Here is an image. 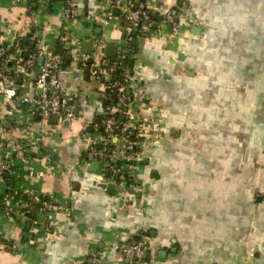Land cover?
I'll list each match as a JSON object with an SVG mask.
<instances>
[{"label":"crops","instance_id":"0c3cea01","mask_svg":"<svg viewBox=\"0 0 264 264\" xmlns=\"http://www.w3.org/2000/svg\"><path fill=\"white\" fill-rule=\"evenodd\" d=\"M64 2L0 0V41L18 48L27 36L43 53L58 48L57 63L66 60L58 84L80 97L72 118L44 122L30 103L0 98V149L35 144L31 156L12 159L0 195L56 193L69 206L34 241L26 220L0 209V264H88L93 252L100 264H264V0H144L157 16L146 35L120 22L123 0H76L73 15ZM160 3L174 12L175 31ZM127 41L132 110L158 127L134 162L120 158L140 184L122 198L83 157L100 102L79 58L109 60ZM24 86L40 92L31 77ZM137 230L146 249L126 259L113 244Z\"/></svg>","mask_w":264,"mask_h":264},{"label":"built area","instance_id":"2783aa9c","mask_svg":"<svg viewBox=\"0 0 264 264\" xmlns=\"http://www.w3.org/2000/svg\"><path fill=\"white\" fill-rule=\"evenodd\" d=\"M63 12L67 15L75 13L76 0H64ZM186 0H181L185 4ZM162 21L170 23L171 31L177 29V22L174 12L170 8H165L162 3L157 5ZM120 22L124 27H136L141 23L142 33L148 34L151 29L155 30L156 21L150 17L149 11L145 7L144 0H123L120 13ZM155 25V26H153ZM36 30H34L35 32ZM39 46V44H37ZM21 48H16V53H21ZM43 55L42 63L37 66L38 56ZM13 55L7 52V44L0 41V98L6 102L24 103L32 105V114L40 116L42 122L48 117L70 119L74 116V111L78 109L80 97L76 92L66 94L62 92L58 84L57 61L52 52H42L40 46L38 50L29 52L26 57L16 59L15 69L24 70L29 68L34 70L40 67V71L34 78L33 84L40 88V92L33 96L27 92L17 91L15 85L6 73L8 62ZM89 55H82L79 59L80 65H84ZM98 62L85 66L90 78L98 85V99L100 110L95 120L90 124L91 134L88 138L83 157L87 161H95L103 173L104 184L109 182L116 188L120 196L126 197L129 192H140L138 180L131 174L120 158L128 159L130 162L138 157V151L144 141L150 137L154 141L157 122L151 116H139L138 121L132 110L131 96L127 90L129 82L128 75L123 73L120 77H110L109 71L114 69L120 61L108 62L99 56ZM91 60V58H90ZM25 84V83H24ZM25 86H20V91ZM14 111L17 107H12ZM86 122L82 124V129L86 127ZM30 142V141H29ZM34 143V142H33ZM27 141L17 144L12 152L0 149V178L9 179L14 173L13 158H27L31 156V147L35 146ZM3 140H0V146ZM46 159L51 158V153L46 151ZM104 184L102 187H104ZM2 196L0 201L1 211L6 216L20 215L27 227V239L34 241L33 233L39 227L49 228V217L54 211H67L68 202L61 194L40 193L34 190H27L20 197H15L9 193ZM34 211V215H30ZM118 253L126 259L139 260L146 249V243L141 230L135 231L126 241L113 244ZM7 244L0 233V249L6 248ZM88 264H100L97 253L90 254Z\"/></svg>","mask_w":264,"mask_h":264},{"label":"trees","instance_id":"16d2710c","mask_svg":"<svg viewBox=\"0 0 264 264\" xmlns=\"http://www.w3.org/2000/svg\"><path fill=\"white\" fill-rule=\"evenodd\" d=\"M150 17L152 19H156L157 16L154 13L149 12ZM136 30L141 33L142 32V28H141V23H139L136 27ZM18 41V48L22 49L21 53H16V46L15 45H7V52L9 54H11V56L13 55V52H15L16 54V58L13 56V58L8 62V69L6 70V73L10 76V78L12 79L13 83L15 85H17V91L20 93V86L27 80L28 77H31L32 80H34V78L37 76V74L39 73V71L36 69L34 70H30L29 68L25 69V71H21V70H16L14 68V65L16 63V59L19 57H26L28 55L29 52L38 50V47L36 43H30L29 38L26 37H20L17 39ZM57 44V43H56ZM58 45V44H57ZM125 50L122 53H118L115 56L111 57L108 62H113V61H120V64H118L114 69H111L109 71V75L110 77H120L123 73L128 74L129 68H131V64H132V53L134 51V44L132 42H128L127 41V45L124 47ZM53 54H56L59 52L58 48H54L51 51ZM102 58V57H101ZM43 60V59H42ZM94 62H98L99 66H103L102 62L100 61V59L98 60H94L93 58H91V60L89 61H85L84 62V66L89 65L90 63H94ZM42 63V62H41ZM64 64H66V60H60L57 63V68L61 69L63 68ZM1 66V63H0ZM87 71V70H86ZM32 72L31 75L29 76L28 73ZM88 73V72H87ZM0 201H2V196L0 195ZM1 204V203H0ZM1 208V205H0ZM30 215H34V211L30 214Z\"/></svg>","mask_w":264,"mask_h":264},{"label":"water","instance_id":"95a60500","mask_svg":"<svg viewBox=\"0 0 264 264\" xmlns=\"http://www.w3.org/2000/svg\"><path fill=\"white\" fill-rule=\"evenodd\" d=\"M83 43H84V42H83ZM110 47L113 49V51H111L109 54H114V50H115L114 48H115V47H114V46H110ZM86 51H87V50H86ZM38 61H39L38 64L40 65L41 62H42V56H39V57H38ZM38 71H40V67H38ZM39 91H41V90L39 89ZM39 117H40V116L38 115V118H39Z\"/></svg>","mask_w":264,"mask_h":264}]
</instances>
